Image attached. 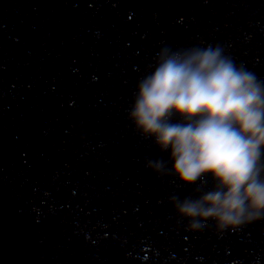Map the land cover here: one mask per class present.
Listing matches in <instances>:
<instances>
[{
	"label": "water",
	"instance_id": "water-1",
	"mask_svg": "<svg viewBox=\"0 0 264 264\" xmlns=\"http://www.w3.org/2000/svg\"><path fill=\"white\" fill-rule=\"evenodd\" d=\"M208 45L264 79V0H0V264H264V220L187 230L129 119L162 48Z\"/></svg>",
	"mask_w": 264,
	"mask_h": 264
},
{
	"label": "clouds",
	"instance_id": "clouds-1",
	"mask_svg": "<svg viewBox=\"0 0 264 264\" xmlns=\"http://www.w3.org/2000/svg\"><path fill=\"white\" fill-rule=\"evenodd\" d=\"M129 119L163 159L146 167L194 187L175 212L198 232L236 231L264 220V79L219 46L164 47L137 85ZM211 181V187H209Z\"/></svg>",
	"mask_w": 264,
	"mask_h": 264
}]
</instances>
